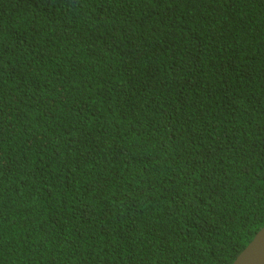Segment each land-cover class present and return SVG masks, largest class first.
<instances>
[{
  "label": "trees",
  "instance_id": "16d2710c",
  "mask_svg": "<svg viewBox=\"0 0 264 264\" xmlns=\"http://www.w3.org/2000/svg\"><path fill=\"white\" fill-rule=\"evenodd\" d=\"M264 226V0H0V264H232Z\"/></svg>",
  "mask_w": 264,
  "mask_h": 264
},
{
  "label": "water",
  "instance_id": "95a60500",
  "mask_svg": "<svg viewBox=\"0 0 264 264\" xmlns=\"http://www.w3.org/2000/svg\"><path fill=\"white\" fill-rule=\"evenodd\" d=\"M232 264H264V226L257 231Z\"/></svg>",
  "mask_w": 264,
  "mask_h": 264
}]
</instances>
